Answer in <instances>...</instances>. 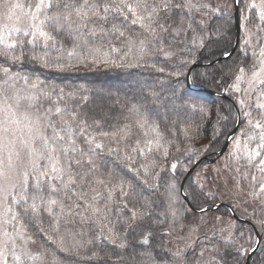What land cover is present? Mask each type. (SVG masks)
Returning <instances> with one entry per match:
<instances>
[{
	"label": "snow or ice",
	"instance_id": "obj_1",
	"mask_svg": "<svg viewBox=\"0 0 264 264\" xmlns=\"http://www.w3.org/2000/svg\"><path fill=\"white\" fill-rule=\"evenodd\" d=\"M173 7L182 5L174 4L173 0H28L27 3L0 0V21H3L0 23V57L10 64L27 59L58 72L78 63L120 66L129 57L139 63L149 40H156L160 33L168 30V26L160 22V14ZM187 7L196 5L189 0ZM200 7L208 9L210 6L201 4ZM248 7L257 10L261 24H264V0L259 4L252 0ZM113 14L120 17L123 24L113 23L108 28L109 20L115 18ZM133 31H138L139 35H131ZM114 39L122 40L127 50L122 52L113 46ZM259 55L264 57V47ZM129 66L134 65L129 63ZM244 73L245 69L240 68L232 85L235 91H240ZM0 74L3 77L0 79V264H46L43 254H34L30 247L35 239L28 232L29 225L38 227L45 233V239L66 253L76 252L84 246L77 238L83 233L68 227L75 226L77 221L96 225L97 238L112 243L121 240L119 247L124 248L120 233L109 220L112 204L116 201L131 213L123 221L129 229L139 226L149 205L146 203L145 210L141 211L135 203L129 202V197L135 195L129 191L132 188L130 182L126 183L115 169L105 176L96 167L94 157L105 146L90 131L91 126L86 121H78L77 113L55 107L54 110L48 108L44 116L33 118L29 112L18 111L21 100L28 101L31 108L40 96L50 97L54 91H45L39 87L43 83L39 79L33 81L20 76L7 66H0ZM20 80L25 88L19 86ZM247 83L251 89L264 84V59L260 60L258 69L253 67ZM63 91L60 89V100ZM22 92L26 94L22 95ZM260 97L264 98V92ZM257 107L264 109V103H258ZM129 111L134 113L135 128L142 133L143 140L137 138L135 146L130 150L126 147L122 157L119 148H108V155L115 152L137 178L142 170L143 183L147 184L149 168L154 167L156 161L133 168L136 157L132 154L147 157L153 148L163 147L166 157L168 150L161 143L164 137L159 125L150 122L135 105ZM52 115L60 118L59 128L49 118ZM249 115L245 113V116ZM248 124L253 133L243 144L244 157L249 167L264 174V121L249 120ZM132 133L133 126L125 124L117 131H101L99 135L111 136L116 144H120ZM257 139L256 147L249 149V143ZM235 149H241L239 139ZM171 167L175 170L176 164ZM252 179L255 181L256 177ZM259 191L264 193V182ZM45 215L49 217L47 229L43 227ZM143 243L148 244V239L145 238Z\"/></svg>",
	"mask_w": 264,
	"mask_h": 264
},
{
	"label": "trees",
	"instance_id": "obj_2",
	"mask_svg": "<svg viewBox=\"0 0 264 264\" xmlns=\"http://www.w3.org/2000/svg\"><path fill=\"white\" fill-rule=\"evenodd\" d=\"M173 3L182 7H173L169 12L160 14V22L165 23L168 30L160 33L156 40H149L139 63L129 57L120 66L78 63L75 67L58 72L27 59L10 64L0 57V66H7L13 73L27 76L30 80L39 79L43 82L40 86H46L50 93L54 91L55 94L49 98L59 107L74 112L77 105L86 115L108 129L130 123L133 131L141 133L135 128L134 113L129 111L135 105L150 122L155 121L159 125L164 137L161 143L168 150L166 157L163 147L159 150L153 148L147 157L132 154L136 157L133 168L156 161L155 166L149 168L147 184L143 183L145 177L142 170L137 178L127 170L125 162L115 152L108 155V147L94 157L96 167L105 176L115 169L126 183H131L129 191L135 195L129 197V202L135 203L141 211L145 210L147 203V214L138 227L129 229L123 221L131 213L114 201L109 220L113 222L111 226L115 231L120 233L124 248L119 247L121 240L112 243L97 238L96 225L77 221L75 226L68 227L76 233H83L77 238L84 242V246L76 252L66 253L45 239V233L38 227L29 225L28 232L34 237V244L57 258L58 264H147L152 259L164 261L166 233L184 222L182 220L188 216V210L194 212L200 210L203 204L210 205L209 202L200 203L201 195L193 191L189 193V179L183 183L185 200L180 194L185 174L180 171L173 173L171 166L180 159L193 163L194 159L203 156L212 160L216 158L236 124L233 104L219 94L224 93L239 69L246 66L249 53L242 49L239 40L233 54L229 58H222L231 51L235 41L233 13L212 17L201 26L183 13L184 0H173ZM241 3L242 0H238L239 23L243 11ZM113 23L123 24L122 19L115 16L106 27L110 28ZM130 34L139 35L138 31ZM113 46L119 47L122 52L127 50L122 40L114 39ZM129 63L134 66H129ZM195 63L202 65L191 71L190 85L195 89H190L185 77L189 67ZM19 83L24 82L20 80ZM60 89L64 90L62 100L58 99ZM55 117L59 121L60 118ZM122 149L120 157L125 154V149ZM221 208L225 214H231L225 207ZM48 220L49 217L45 215V229L48 228ZM145 238L148 244L143 243ZM234 247H221L214 261L245 264L246 255L236 247L234 250ZM248 264H264V250L253 253Z\"/></svg>",
	"mask_w": 264,
	"mask_h": 264
},
{
	"label": "rangeland",
	"instance_id": "obj_3",
	"mask_svg": "<svg viewBox=\"0 0 264 264\" xmlns=\"http://www.w3.org/2000/svg\"><path fill=\"white\" fill-rule=\"evenodd\" d=\"M21 2L27 3L28 0H21ZM188 2L189 0H184L183 13L201 26H204L210 18L215 16L225 13H231V15L233 13L234 16V0H191V3L196 5L194 8H188ZM255 2L259 4L260 0H255ZM250 3H252V0H242L241 3L243 11L240 18L239 40L242 49L249 53V61L246 66L242 67L245 69L243 82L240 84V91H235L232 87L235 83V76L229 86L225 88V94L223 93L226 97L232 99L239 110V120L236 113V124L239 122L236 133L230 138L224 152L218 155V151L216 158L213 160L208 159L206 156L203 157H206L207 160L203 159L198 162L199 158H196L193 163L180 159L174 161L176 168L175 170L172 169L173 173L180 171L186 175L189 169L193 167L191 173L185 178L189 179L191 183V188L188 191L189 193L193 191L201 195V204L209 202L210 205L205 206L203 204L200 210L207 209L203 212L188 210V216L182 220L184 222L176 229L166 233V256L164 261L159 262L152 259L147 264H183V262L184 264H216L214 260H217L215 257L221 247L227 248L232 245L244 256H247L256 245V234L247 223L238 221L232 214H225L221 208L224 206L212 209L217 203L229 205L237 217L251 222L260 235V242L253 253L264 250V193L259 191L261 182H264V174L258 169L248 166L243 151V144L247 136L253 133L248 121H264V115H262L264 109L257 107L258 103H264V98L260 97V93L264 92V84L251 89L247 83L251 79L253 67L255 66L258 69L260 60L264 59L259 55L260 49L264 47V30H262L264 24H261L256 14L257 10L248 7ZM201 4H208L210 7L208 9L201 8ZM244 17H247V19H244ZM2 22L0 21V23ZM2 78V74H0V79ZM19 86L25 88L24 83H19ZM39 87L47 91L46 86ZM21 94L26 93L22 92ZM55 103L50 101L49 97L40 96L34 102V106L29 108L28 101L21 100L18 111L21 113L29 112L35 118L37 115L44 116L48 108L54 110L55 107H59ZM74 112L77 113L78 121H86L91 126L90 131L96 134L97 140L103 143L105 147L121 150L123 146L127 148L134 147L137 138L143 140L142 133L133 131L127 141L116 144L111 136L102 137L99 133L101 131L111 133L124 125L108 129L99 121H94L91 116L86 115L77 105ZM246 112L250 115L245 116ZM49 118L56 123L57 128L60 127L55 115ZM46 122L47 120H45ZM97 122L99 123L97 124ZM129 125L131 124L129 123ZM76 126L74 124V127ZM237 139L241 142L240 151L235 149ZM258 143V139L251 141L249 149L255 148ZM203 157H200V159ZM253 176L256 177L255 181L252 179ZM173 184L175 185V182ZM256 193H259V195H255ZM30 247L34 254H43L46 264H58V259L47 250H43L35 244H31Z\"/></svg>",
	"mask_w": 264,
	"mask_h": 264
},
{
	"label": "water",
	"instance_id": "obj_4",
	"mask_svg": "<svg viewBox=\"0 0 264 264\" xmlns=\"http://www.w3.org/2000/svg\"><path fill=\"white\" fill-rule=\"evenodd\" d=\"M234 21H235V41H234V45H233V48L231 49V51H230L227 55H224V56L222 57V58H224V59L229 58V57L233 54V52L235 51V49H236V47H237V45H238V43H239L240 23H239V18H238V6H237V0H234ZM214 62H216V61H213L212 63H214ZM201 65H202V64H197V63H195V64H193L191 67H189V69L187 70V72H186V77H185V81H186V85H187L188 88H190V89H195V88H193V87L190 85V73H191V71H192L195 67H197V66H201ZM209 92H210L211 94H213V92H211V91H209ZM219 95H220L221 97H223V98L228 99L229 102L233 104L234 109H235V111H236V113H237L238 120H239V110H238L237 105H236V104H235L230 98L226 97L225 95H223V94H219ZM238 126H239V122L236 124V126L234 127V129L229 133V135H228V137H227V139H226V141H225L223 147H222L221 150L218 152V155H221V154L224 152L225 148L227 147V145H228V143H229V141H230V138L236 133V130H237ZM203 159L207 160L206 157H203V158L199 159L198 162H200V161L203 160ZM192 170H193V167L190 168L189 171L186 173V175L184 176L183 181H182V183H181V185H180V193H181L182 197H183L185 200H186V197H185V195H184V193H183V183H184L185 178L191 173ZM189 206H190V205H189ZM220 206H224V207H226V208L231 212L232 216H233L235 219H237L238 221H240V222H244V223H247L248 225H250V226L252 227V230H253L254 233L256 234V237H257L256 245H255V247H254V248L248 253V255L246 256L245 264H248L249 259H250L251 255H252V253L255 251L256 246H258V244H259V242H260V235L258 234V232H257V230H256V228H255V226H254L251 222H249V221H247V220H244V219H241V218L237 217L236 214L234 213V210H233L229 205L222 204V203H217V204L215 205V207H213L212 209H216V208H218V207H220ZM190 207H191V206H190ZM206 210H207V209H201L200 211L203 212V211H206ZM183 264H184V262H183Z\"/></svg>",
	"mask_w": 264,
	"mask_h": 264
}]
</instances>
